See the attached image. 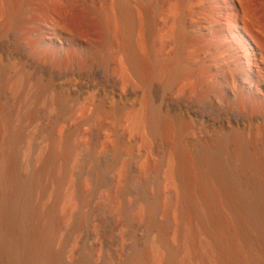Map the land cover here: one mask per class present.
Wrapping results in <instances>:
<instances>
[{
  "label": "bare ground",
  "instance_id": "6f19581e",
  "mask_svg": "<svg viewBox=\"0 0 264 264\" xmlns=\"http://www.w3.org/2000/svg\"><path fill=\"white\" fill-rule=\"evenodd\" d=\"M260 1L0 0V264H264Z\"/></svg>",
  "mask_w": 264,
  "mask_h": 264
},
{
  "label": "rangeland",
  "instance_id": "374dc122",
  "mask_svg": "<svg viewBox=\"0 0 264 264\" xmlns=\"http://www.w3.org/2000/svg\"><path fill=\"white\" fill-rule=\"evenodd\" d=\"M252 2L255 7H259L261 5L260 0H252ZM172 17L171 10L168 6H166L164 8V46L171 42L168 37V23ZM256 31L259 30L256 28ZM171 51V47L164 48L163 54L168 55ZM132 153L135 159V173L133 175H136L137 177L141 176V180L136 181L135 189L140 190V187L143 188L144 200L139 202L136 193L128 199L134 203L136 208L139 207L143 213L142 219L138 222L145 231L142 241L148 237L146 240L147 247L152 248V245L155 244V240L159 237V233L155 227L152 228L149 233L146 232L148 218L150 219L152 217L154 224H164L169 217H174L172 209H169L165 213L163 209L164 200L166 202L169 201L168 198L164 199V192L171 193L172 189L164 187V152L162 147H158L157 151H150L144 147L142 140H138L132 149ZM144 166H146V171L140 175L139 170L143 169ZM155 201L159 202L160 205H158V209L155 213L151 214L147 205ZM168 239L173 246H176V236L174 231H170Z\"/></svg>",
  "mask_w": 264,
  "mask_h": 264
}]
</instances>
